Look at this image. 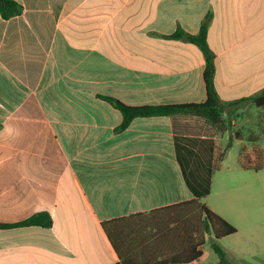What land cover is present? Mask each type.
I'll use <instances>...</instances> for the list:
<instances>
[{"label":"crops","instance_id":"crops-1","mask_svg":"<svg viewBox=\"0 0 264 264\" xmlns=\"http://www.w3.org/2000/svg\"><path fill=\"white\" fill-rule=\"evenodd\" d=\"M0 14V264H220L205 206L236 227L232 264H264V0H15ZM224 105L134 119L128 106L207 101L200 32ZM210 175L198 197L196 179ZM195 178V179H194ZM202 255L198 257V253Z\"/></svg>","mask_w":264,"mask_h":264},{"label":"trees","instance_id":"trees-1","mask_svg":"<svg viewBox=\"0 0 264 264\" xmlns=\"http://www.w3.org/2000/svg\"><path fill=\"white\" fill-rule=\"evenodd\" d=\"M23 12V7L15 0H0V14L8 20L16 16H20ZM211 23V15H208L202 23L200 32L197 35H191L184 31H177L171 38L182 39L184 41L197 45L204 53L206 60V67L204 72V79L207 89V101L204 103H188L177 105H160V106H128L117 99L105 97L114 107H116L123 115V123L119 127V131L128 128L131 122L136 118L141 117H155V116H198L204 118L208 123L221 129L224 124V105L217 93L215 87V56L208 45V30ZM254 104L258 107L264 108V93L251 98ZM1 127V124H0ZM195 179V178H194ZM191 189L196 196H207L211 191L210 175L199 180L196 179L194 184H190ZM206 214L204 223L208 232L215 234L216 240L233 235L237 232L236 227L223 220L220 216L209 210L207 207H202ZM39 226L42 228L52 227V218L48 213H38L28 218L27 220L16 224H0V228L12 227H31ZM212 241V248L220 258V264H232L224 250L217 244V241ZM202 255V251L198 253V257Z\"/></svg>","mask_w":264,"mask_h":264},{"label":"rangeland","instance_id":"rangeland-1","mask_svg":"<svg viewBox=\"0 0 264 264\" xmlns=\"http://www.w3.org/2000/svg\"><path fill=\"white\" fill-rule=\"evenodd\" d=\"M258 107V106H257ZM260 108H262V107H260Z\"/></svg>","mask_w":264,"mask_h":264}]
</instances>
